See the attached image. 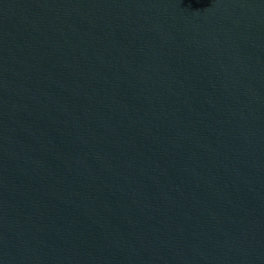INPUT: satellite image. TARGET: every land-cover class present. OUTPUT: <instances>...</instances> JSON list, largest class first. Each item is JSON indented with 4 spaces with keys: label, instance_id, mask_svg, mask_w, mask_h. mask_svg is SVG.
I'll return each mask as SVG.
<instances>
[{
    "label": "water",
    "instance_id": "95a60500",
    "mask_svg": "<svg viewBox=\"0 0 264 264\" xmlns=\"http://www.w3.org/2000/svg\"><path fill=\"white\" fill-rule=\"evenodd\" d=\"M0 264H264V0H28Z\"/></svg>",
    "mask_w": 264,
    "mask_h": 264
}]
</instances>
